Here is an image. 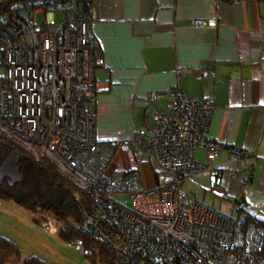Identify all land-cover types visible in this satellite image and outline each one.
<instances>
[{"label":"built area","instance_id":"obj_1","mask_svg":"<svg viewBox=\"0 0 264 264\" xmlns=\"http://www.w3.org/2000/svg\"><path fill=\"white\" fill-rule=\"evenodd\" d=\"M64 1L19 0L7 8L0 0V137L53 164L91 195L81 231L126 264H264V227L256 219L218 211L181 189L191 174L212 169L196 160L198 150L209 161L226 148L237 159L251 156L210 137L214 101L192 99L178 87L150 93L149 101L172 98L167 114L155 112V127L101 143L93 70L102 58L88 17L75 0ZM58 7L60 22L53 13ZM44 12L49 18L38 26L36 15ZM190 25L215 23L194 19ZM126 158L154 165L164 177L147 190ZM219 173L211 171L215 178ZM126 194L130 205L117 198ZM48 220L56 233L52 222L58 221ZM67 244L85 258L93 255L83 239Z\"/></svg>","mask_w":264,"mask_h":264},{"label":"crops","instance_id":"obj_2","mask_svg":"<svg viewBox=\"0 0 264 264\" xmlns=\"http://www.w3.org/2000/svg\"><path fill=\"white\" fill-rule=\"evenodd\" d=\"M89 17L102 58L93 70L98 140L124 139L135 128L152 130L155 112L167 114L172 98L149 101L150 93L178 87L195 100L209 97L215 103L210 137L251 156L237 159L226 148L209 161L198 150L196 160L212 169L191 174L181 189L218 211L264 220V3L93 0ZM194 19L215 26L193 27ZM129 160L126 167L137 170L142 187H156V167L132 166ZM213 169L220 172L217 178ZM30 257L21 254L10 264Z\"/></svg>","mask_w":264,"mask_h":264},{"label":"trees","instance_id":"obj_3","mask_svg":"<svg viewBox=\"0 0 264 264\" xmlns=\"http://www.w3.org/2000/svg\"><path fill=\"white\" fill-rule=\"evenodd\" d=\"M19 0H7V8ZM264 3V0H257ZM93 0H75L72 4L90 21L89 11ZM49 4V2L47 3ZM97 54L100 48L96 43ZM20 158L23 181L10 186L7 180L0 182V200L14 203L34 216L35 214L53 216L63 227L59 238L65 243L83 239L93 255L86 257L89 264H126L120 261L113 250L105 243L85 235L80 229L83 212L90 210L93 200L89 193L81 189L74 181L62 174L56 166L38 161L31 154L13 142L0 137V168L12 155ZM157 184L164 177L157 168H152ZM137 172V170H134ZM249 218L256 219L262 227L264 220H259L247 212ZM12 259L20 260L18 245L10 239L0 236V264H10ZM24 264H46L38 257L28 258Z\"/></svg>","mask_w":264,"mask_h":264},{"label":"rangeland","instance_id":"obj_4","mask_svg":"<svg viewBox=\"0 0 264 264\" xmlns=\"http://www.w3.org/2000/svg\"><path fill=\"white\" fill-rule=\"evenodd\" d=\"M53 13L56 15V21L60 22L63 18L60 8ZM48 18L46 12L38 13L35 22L42 26ZM129 162L132 166L138 165L131 158ZM117 198L126 205L131 204L130 195H118ZM35 215L32 216L14 203L1 202L0 235L16 243L24 257H38L46 264H89L78 251L69 248L67 243L60 240L58 234L62 224L52 222L57 232L51 236L49 228L45 225L49 222L50 215Z\"/></svg>","mask_w":264,"mask_h":264},{"label":"water","instance_id":"obj_5","mask_svg":"<svg viewBox=\"0 0 264 264\" xmlns=\"http://www.w3.org/2000/svg\"><path fill=\"white\" fill-rule=\"evenodd\" d=\"M52 3H57L58 0H45ZM73 0H65L66 4ZM7 180L10 186L20 184L23 181L21 174L20 158L16 154H12L0 168V182Z\"/></svg>","mask_w":264,"mask_h":264}]
</instances>
